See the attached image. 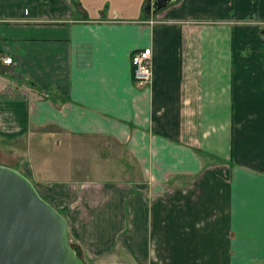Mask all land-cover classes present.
Wrapping results in <instances>:
<instances>
[{
	"label": "crops",
	"instance_id": "obj_1",
	"mask_svg": "<svg viewBox=\"0 0 264 264\" xmlns=\"http://www.w3.org/2000/svg\"><path fill=\"white\" fill-rule=\"evenodd\" d=\"M144 1L0 0L6 166L83 264H264V0Z\"/></svg>",
	"mask_w": 264,
	"mask_h": 264
},
{
	"label": "water",
	"instance_id": "obj_2",
	"mask_svg": "<svg viewBox=\"0 0 264 264\" xmlns=\"http://www.w3.org/2000/svg\"><path fill=\"white\" fill-rule=\"evenodd\" d=\"M174 0H145L156 13ZM0 264H83L64 217L17 170L0 165Z\"/></svg>",
	"mask_w": 264,
	"mask_h": 264
},
{
	"label": "built area",
	"instance_id": "obj_3",
	"mask_svg": "<svg viewBox=\"0 0 264 264\" xmlns=\"http://www.w3.org/2000/svg\"><path fill=\"white\" fill-rule=\"evenodd\" d=\"M10 57H3L1 62L10 63ZM130 70L134 85L139 87L147 86L151 81V50L149 47H142L132 52L129 58Z\"/></svg>",
	"mask_w": 264,
	"mask_h": 264
},
{
	"label": "rangeland",
	"instance_id": "obj_4",
	"mask_svg": "<svg viewBox=\"0 0 264 264\" xmlns=\"http://www.w3.org/2000/svg\"><path fill=\"white\" fill-rule=\"evenodd\" d=\"M22 149H23L22 139H15L12 141L11 139L0 137V165L3 166L17 165V166H11L13 168L17 167L16 169H18V167H21L24 161ZM59 213L61 212L59 211ZM69 245L71 247L74 246L70 241H69Z\"/></svg>",
	"mask_w": 264,
	"mask_h": 264
},
{
	"label": "trees",
	"instance_id": "obj_5",
	"mask_svg": "<svg viewBox=\"0 0 264 264\" xmlns=\"http://www.w3.org/2000/svg\"><path fill=\"white\" fill-rule=\"evenodd\" d=\"M72 247H75L76 249H78L76 246H72Z\"/></svg>",
	"mask_w": 264,
	"mask_h": 264
}]
</instances>
